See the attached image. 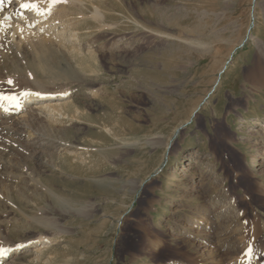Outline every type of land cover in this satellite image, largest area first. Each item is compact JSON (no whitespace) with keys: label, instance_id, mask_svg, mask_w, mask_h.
Instances as JSON below:
<instances>
[{"label":"rangeland","instance_id":"rangeland-1","mask_svg":"<svg viewBox=\"0 0 264 264\" xmlns=\"http://www.w3.org/2000/svg\"><path fill=\"white\" fill-rule=\"evenodd\" d=\"M3 3L69 65L1 22L0 96L69 92L0 116L8 263L264 264V0Z\"/></svg>","mask_w":264,"mask_h":264},{"label":"bare ground","instance_id":"bare-ground-1","mask_svg":"<svg viewBox=\"0 0 264 264\" xmlns=\"http://www.w3.org/2000/svg\"><path fill=\"white\" fill-rule=\"evenodd\" d=\"M9 1V0H8ZM1 3H3V0H0V24H1V22L4 24V27H5V29H7L6 31H11V32H13V31H20V32H18V34H19V37L21 38V39H24L25 37L24 36H26L27 34H31V33H33V34H37L36 33V31H34V32H31V30L33 29H29V27H34V26H36L34 29H39V28H44L45 27V29L43 30V31H41V32H44V36H46L47 38H50V39H53V38H56L57 39V36H58V38L60 39V35H58V33L59 34H64L63 32L65 31V29H67L68 30V28L67 27H64L65 29H64V31L62 30L63 28H60L59 26H58V24H60V23H62V21H59L58 22V24H57V22H54V23H56V24H52V22H53V19H52V22L50 21H46L45 22V18L44 19H36L38 16H40V11L38 10V9H36V8H32V13L31 14H26V13H21V10H20V12H18V10H17V14H19V16L21 17V18H19L18 16H17V14H16V16L19 18V21H17L16 23H13V21H12V19H17V17H15L14 18V14L13 13H10V12H12V11H6V10H4V8H3V6H1ZM4 3H6V2H4ZM3 3V4H4ZM2 4V5H3ZM6 5V4H5ZM4 5V6H5ZM19 6H20V4H19ZM7 8V7H6ZM22 8V7H21ZM12 9V8H11ZM8 10H9V8H8ZM13 10V9H12ZM25 10V9H24ZM24 10H22V11H24ZM26 10H27V8H26ZM25 10V11H26ZM32 15H34V17L32 16ZM31 16V17H30ZM41 17V16H40ZM5 18H7V19H5ZM39 18V17H38ZM43 18V17H42ZM52 18H54V17H52ZM20 21H22V23L20 22ZM15 22V21H14ZM50 23L53 25V27L52 26H50ZM64 23V22H63ZM65 24V23H64ZM64 24H62V26L64 25ZM61 25V24H60ZM55 26V27H54ZM56 26H58V28L56 27ZM66 26V25H65ZM1 27L2 28H4L3 26H1L0 25V29H1ZM22 28H24V29H22ZM25 28L27 29V31L29 30V32H24L25 31ZM60 29V30H59ZM66 30V31H67ZM2 31V34H3V31H4V29L3 30H1ZM38 31V30H37ZM65 31V32H66ZM71 31V30H70ZM69 31V32H70ZM15 32H13V33H15ZM40 32V31H39ZM61 32V33H60ZM72 32V31H71ZM4 33H6V32H4ZM8 33V32H7ZM17 33V32H16ZM10 34V33H9ZM8 34V35H9ZM12 34V33H11ZM33 34L31 35V36H33ZM39 34V33H38ZM37 34V36H39ZM61 34V35H62ZM13 36H14V34H12ZM11 35V36H12ZM6 36V35H5ZM10 36V37H11ZM30 36V35H29ZM44 36L42 37V35L40 34V36H39V38H38V40H39V44H42L41 45V49H40V57H41V60H42V62L46 65V68H48V69H52V70H54L55 68H57V66L58 67H60V69L62 70V68H64V69H68V67H69V65H67L63 60L64 59H62L61 57H56L55 58V56L56 55H53L52 53L54 52L52 49L53 48H51V45H50V48H49V46L47 45V43H48V40L46 39V38H44ZM18 37V38H19ZM27 37H28V35H27ZM35 37V36H34ZM41 37V38H40ZM11 38H13V37H11ZM19 38V39H20ZM29 38V37H28ZM27 38V39H28ZM26 39V38H25ZM26 39V40H27ZM8 40V39H7ZM13 40V39H12ZM12 40H10V41H12ZM15 40V39H14ZM13 40V41H14ZM58 40V39H57ZM21 41V40H20ZM44 41H46V42H44ZM55 41V40H54ZM1 42V41H0ZM17 43L19 42V41H16ZM25 42V41H24ZM27 42V41H26ZM53 42V41H52ZM7 43H8V41H7ZM46 43V44H45ZM49 43H50V41H49ZM53 44V43H52ZM3 45H4V43H3ZM5 45H7V47H8V44H5ZM13 45V44H12ZM18 46V45H17ZM19 46H20V44H19ZM37 46H38V44H37ZM55 46V45H54ZM9 47H10V45H9ZM8 47V48H9ZM13 47H14V45H13ZM7 48V49H8ZM15 48V47H14ZM6 49V48H5ZM39 49V48H38ZM37 50V49H36ZM2 50H0V52H1ZM2 52H4V49H3V51ZM4 53H6V51L4 52ZM56 53V52H55ZM3 54V53H2ZM53 56V59L51 60V57ZM56 59H58V60H60L61 62H59L58 64H56ZM57 65V66H56ZM257 78V81H262L263 82V74H262V72L259 70V72L257 73V74H255V79ZM11 97H15V100H0V116H9V115H12V114H14V116H15V118L18 120V121H22V120H24V118L27 116V114L28 113H25V110H27V109H31L32 110V113H34V114H42V113H47V111H54L56 108H55V105H57L58 106V104L59 103H61L62 101H64L65 99H67L68 97H69V92L68 91H65V92H62V93H58V94H51V93H42V92H38V93H32V94H30L29 96H27V97H24V95L23 96H16V95H14V96H11ZM65 102V101H64ZM64 102H62V103H64ZM58 108H60L59 106H58ZM30 110V111H31ZM50 112V113H51ZM55 112H56V110H55ZM47 115V114H46ZM49 116L50 115H54V114H48ZM32 116H33V114H32ZM35 116V115H34ZM33 116V117H34ZM39 116V115H38ZM37 116V117H38ZM30 117V116H29ZM36 117V118H37ZM40 117V116H39ZM48 117V116H47ZM31 118V117H30ZM35 118V119H36ZM40 119V118H39ZM26 121H27V119H25ZM31 121V120H30ZM33 121V120H32ZM39 121H41V120H39ZM45 121V120H44ZM3 122H5V121H3ZM28 122V121H27ZM1 124H2V122H1ZM4 124V123H3ZM8 125V124H7ZM7 127V126H6ZM24 127V126H23ZM2 128H3V126H2ZM4 128H5V126H4ZM0 129H1V127H0ZM24 130V129H23ZM22 130V131H23ZM22 134H24V133H22ZM31 137V136H30ZM29 138V137H28ZM31 139V138H30ZM32 142H35V141H32ZM40 144V143H39ZM22 248L23 247H25L26 245L25 244H21L20 245ZM41 248V247H40ZM0 249H5L6 250V252H5V254L4 255H0V264H9L8 263V259L10 258V256H12V254L13 253H15L16 251L15 250H17L16 248H13V247H10V246H7V245H5V246H2V247H0ZM37 250H38V248H37Z\"/></svg>","mask_w":264,"mask_h":264},{"label":"snow or ice","instance_id":"snow-or-ice-1","mask_svg":"<svg viewBox=\"0 0 264 264\" xmlns=\"http://www.w3.org/2000/svg\"><path fill=\"white\" fill-rule=\"evenodd\" d=\"M60 2H66V0H51V3L53 5H55L56 3H60ZM22 8H36L37 6L35 4H30V3H23L21 4ZM7 19V18H5ZM8 84H12L13 81L12 80H8L7 81ZM0 100H15V97H9V96H0ZM251 250L249 249V252ZM6 252L5 249H0V255H4Z\"/></svg>","mask_w":264,"mask_h":264}]
</instances>
